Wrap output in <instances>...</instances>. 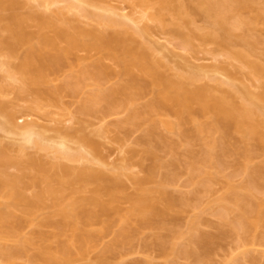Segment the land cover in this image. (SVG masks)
<instances>
[{
    "label": "rangeland",
    "instance_id": "obj_1",
    "mask_svg": "<svg viewBox=\"0 0 264 264\" xmlns=\"http://www.w3.org/2000/svg\"><path fill=\"white\" fill-rule=\"evenodd\" d=\"M144 1L145 2L143 3L140 0H95L94 3L107 8L117 7L116 10L119 7V9H121H118L119 11L117 10L119 13H126L131 16L133 15V18H136L137 16L136 20L138 21V25L145 28L146 30L149 29V31L147 30L148 34H145L147 37L144 35L146 38L141 35V37H144L145 39L139 37V33V36L137 33H134L133 29H124L122 26H119L122 28L120 29L118 26L114 27V25H101L95 20L92 21V18L91 20L89 17L88 19L86 16H82V14L78 13L77 11H68L64 9L62 10L63 12H58L60 9L59 7H63L65 4L63 2H61L59 5L51 7L50 9H46L45 7L41 6L37 0H23V2L21 1L20 3L4 7L0 10V16H2L0 21V60L2 59L3 61H9L12 66L13 73L12 77H8V73L0 69V84L8 86L5 88V90L3 89L4 91H0V103L3 102L5 105H3V107H6L8 111H10L9 109L11 108L18 110L16 113L17 117H19L18 120L20 121L24 119V121H20L19 123L23 124V122L25 123V121L33 119L38 123H41V125L43 124L49 130L48 132L52 136H57L58 131L59 133L61 132V134L67 133V135H71L70 137L72 138V147L74 146L76 148L78 147L79 143H81L79 141V143H77V140H80V136L84 134L90 140L88 143H85V147H87L88 150H90L92 146L96 147L95 153H88V156L84 157L82 160L72 161L63 157L58 159L55 158V155L50 151L37 150L31 146H26V148L20 151V148H18L16 146L17 144L14 143L15 139L12 135H7L3 132H0V150L5 146L7 147L6 152H8L10 156L12 155L11 157H13V159L17 157L21 158L22 160V162L20 161V163H18L19 165H5L6 167L4 170L10 173V175H19L22 179V194H24L26 197L28 196L32 198L38 193L39 190H42L41 188L44 187L45 183L34 181V176L40 174L39 170H36L39 165H36L37 167L35 168L33 166L31 167V164L26 162L27 159L30 156H33L34 158L37 157V161L39 159L43 164V167L46 169L50 168L51 173H54V168L51 170V163H55L54 161L59 160L63 164L67 165V172L70 171L69 173H60V171H58L59 173H57L59 175L56 176L57 179L61 178V180L64 179L67 182L63 183L64 185L60 187V189L63 190V198L66 199V202H72L74 199H76L75 203L80 202L82 205H85L91 200L90 198V200L88 199V197L91 196V198H102L98 200L112 204L116 207V209L111 210L107 215L102 216L99 220L92 222H80V226H83L87 229L89 228V230L97 233L96 235H98V239L96 240V246L91 248L86 254H79L76 245L73 244L71 247L75 253V257L72 261V264H229L228 262H231L230 260H232L234 257H239V262H234V264H264V227L259 226L257 228L251 229L249 232L244 233L245 238H243L236 232L231 231L234 225L231 226L228 225V223L226 225L224 218L220 217L221 213L228 208L229 210L227 211V218L233 221L237 220L240 210H237L236 206L228 198L226 199V197H230L233 192L239 193L242 196H248L250 192V202L252 201L256 205H261L263 203L261 208H263L264 211V170L262 169V172L258 174V172L254 173V171L253 173H247L248 171L246 170V172L244 169L246 162L248 163L247 165L254 170L256 169L254 167L264 164V150L259 146L260 144H257V138H250V136L243 135L242 132L237 130L233 123L226 125L227 128H224L225 124L220 122L221 127L223 125L224 126L222 128H218V122H214L217 125L212 122L214 126H217V128L214 127L215 129H212L213 132H210L208 137H204L202 139L195 138L192 140L162 125L159 123L160 119H168L176 122L179 120V118H182L179 117V113L177 116L175 113L176 110L173 111V108L169 109L170 106L168 108L161 106L158 111L149 110L147 107L148 104H151L152 102L160 103L161 101V98H158V91H156L159 90L160 87L153 81V79H151L150 76L147 75V73H143L138 69H135L134 72L142 80L140 82L139 79L140 83L135 88L132 98L128 99L124 96H121L120 99L123 100V103L120 102L115 104L109 103L107 100L103 99L97 102L89 101L90 105L94 103V105H92L91 112H83L81 106H83L88 100L87 98L91 93L93 94L97 91V89L95 90V86H98V88H100L102 91V88L108 89L112 86L127 83L129 80L131 81V75L129 77L128 74L123 72V70V73L120 74L122 68L120 64L121 59H117L118 57L115 58V56L118 54V56L121 58L123 56H121L122 53L119 51V49L115 50L117 53L116 55L115 52L113 53L114 57L111 53L99 49H75L74 53H70L65 59L64 63L59 67L44 65L42 71L44 78L42 81H40V83H29L26 88H23L22 78L24 79V75H22L20 72L21 69L19 67H21L22 58L27 51V44H24V42L18 44L16 43L14 53L10 54L8 53V47L3 42V38H6L4 41L9 40L11 35L9 32L10 30H8L6 27L9 23L8 17L11 13H19V15L23 14V17H27V14L30 11L38 10V12L40 11V13H45L46 15L51 14L57 23L60 24L61 22V25L63 26L65 24V27H68L67 29L72 32L74 31L73 26L75 25H80V27L83 26V28L86 27L85 29L88 28V30H92L93 28L94 31L101 29L99 31H104L107 33V35H114L116 30L117 32L118 30H121L118 33H122V31L126 33H132L133 31L132 34L128 33L127 35L126 33H122L126 39V42H124L126 44H129L130 42L128 46L130 47L131 45L135 50L138 48L137 51L140 53L144 48H146L147 50L144 49V51H147L145 52L146 56L144 59L145 61L150 62L154 68L157 67L154 70L155 72L157 70L158 75L160 74L163 76L164 74V77L169 76L167 78L171 77L170 79H172V76H177L176 73L179 75L180 73H186L187 76V73L189 72V69L191 71V68H193L192 72L197 73L195 72L194 67H191L192 65L197 66L195 67L196 69H201V65L204 67V64L207 66L211 65L212 67L208 66V69L205 67L203 69L210 70L211 72H207L212 73L210 74L211 77L213 76L212 78L208 77V73V76H206L207 74L205 72H203L201 75L200 73L202 72L200 71V73L198 72L199 75L197 73L200 78L195 76V78H192V80L189 79V81H191L189 86L194 84V87H200V85H203V87L205 86V88L208 89L210 87L213 89L215 95L218 94L221 95V97L222 95H225V98H228L229 96L228 99L231 97V101H233V98L237 101V104H239V101L240 104H242L245 101L243 99V94L239 90L232 91L233 88L236 89V86H232V88L230 86V89L228 85H226V81H223L225 79L228 81V74H232L231 77H233L234 81L240 87L244 85L243 87H247L248 90L252 91V93H259L264 98V88L260 83L262 79L259 81L258 79L260 77L258 76L259 78L257 79V76L252 74L249 66L245 64L246 61L241 62L240 60L236 59L233 54H227V50H221L220 47H218L215 43L206 41L204 40V37L198 35L199 33H202L204 31V27L209 24L206 23V19L204 20L202 16L201 18L200 16L194 15V17L196 16L195 19H192L193 16H191V20H194L193 23H189L187 26L185 24V26H179V30H182L181 32H184V34H195L194 36L190 35L192 37V40H190L192 41L191 45L193 46H191V48L183 46L185 48L184 49L182 47L181 38L184 36L186 37V35L181 33L182 35L180 38V36L176 37L172 34V31L175 29H173V21L175 19H173L174 17L171 12L167 10L163 11L164 23L162 22L163 24H160L157 19L154 20L149 19L146 16L144 17L146 10L150 13H156V11H158L157 9H159V2H157V0ZM254 1L257 3V5L261 4V6L264 3V0ZM89 9L93 12H102L100 11L101 9L99 10L96 7L93 8V6L89 7ZM142 12H144L143 15ZM192 14H194V12ZM26 20L24 22L25 26L23 27H26V33L29 32L32 36H29V38L33 39L31 40V43L32 41L34 43H38V33L41 29L37 20L32 18H26ZM176 25L178 26V24ZM262 25L263 23L259 24L260 28H258L259 31L261 30V32H264V26L261 28ZM133 27L135 26L133 25ZM47 30L48 35L51 34L49 36H52L53 34L55 35V32L52 28H48ZM206 30L207 28L205 31ZM259 31L256 32L260 33ZM196 35H198V37ZM239 36L241 37V34ZM239 36L234 35L233 37H238L237 39H240ZM256 37H258L257 34ZM233 40H231V42ZM155 41L158 42V45ZM240 41L242 42V38ZM151 42L152 46L150 44ZM40 43L41 42H39V45H41ZM162 43L163 45H161ZM59 44L62 46L66 45L65 41L63 42L61 40ZM229 45H231V43ZM236 45L237 46H235V48H238V50L239 48H242V45ZM139 46H141L140 49ZM161 46H163V48L166 46L167 50L166 48L163 50ZM49 48L50 47H48V49ZM156 49H158V51ZM160 49L163 52H160ZM230 49L232 50V48ZM253 49L250 50L249 54L251 56L248 55V61H259L258 64L264 66V41L257 46L255 45V51H253ZM235 51L237 50L235 49ZM167 53L170 54L169 57L167 56ZM155 61H157L158 65H156ZM35 62H37V60ZM98 62H101L102 65L104 64L107 66L105 67L106 71L109 70V72H106L107 74H104L99 80L95 79L91 75V72H94V69H97L95 65H97ZM213 66H222L223 69L226 70L227 68L228 72L230 71L231 73H225V76L223 75L224 72L221 71L222 74H219L217 71V75V73L214 71L220 68L214 67L216 68L215 70ZM223 66L226 67L224 68ZM212 68L214 70L213 72ZM86 69L89 71H86ZM89 72L90 74H88ZM27 77H31V75ZM215 77L216 79L217 77L224 78L222 81L225 84L217 83L220 80L218 78L217 80L219 81H215ZM176 78H179V76ZM176 78H173V80ZM192 87L190 89H192ZM229 91L230 93H228ZM237 91H239L242 96ZM158 99H160V101H157ZM260 99H257V101ZM197 102L198 101L192 103L191 108L193 113L190 115L189 112H184V115L193 116V119H197L199 121H215L216 117L213 116L215 114L212 115V112L200 113V111H197L200 105V103ZM259 103L264 104L262 101ZM165 105H167V103H165ZM6 109H3V111H6ZM13 109L11 111L16 112V110ZM23 113L28 114V116H25ZM135 113L136 116H133ZM262 119H264V115ZM155 121L158 122L155 132L157 135H153V143L149 141L151 143H149V145L151 146H148V143L145 144V136H147L149 127H151ZM181 125L182 128L184 127V129L190 130L194 124L193 122L187 121L186 119L184 122L182 121ZM261 130L262 126L259 127V133L262 137H264V128L262 131ZM213 137L218 139H216L219 141L218 144L223 141L227 144V147L232 146L230 148H234V151L231 150L230 152L221 155L220 158L215 159V162L213 163L214 165H210V162H208L209 164H203L200 162V158L204 155L205 151H208L206 149L209 146L206 145L205 139L209 140L208 138H212L214 141ZM247 146L249 148H247ZM150 147H152L151 150L153 149L152 151H154L155 154L152 155L146 152L148 151L146 148ZM242 147H246L250 150L249 157L242 153L244 149ZM83 154H86V152H83ZM158 161L160 162V165L163 164L164 166L162 165V167H159L157 169L158 171L151 175L148 171V167L154 162L158 163ZM191 162H195L194 164H196V166L199 168H194L195 171L193 175L195 178L189 180L191 175L190 173L192 171V169H189V164L191 165ZM202 162L204 161L202 160ZM84 168H86L87 172ZM87 168L90 170L93 176H91ZM78 169L83 172L85 171L84 175L86 177H77V173L75 171ZM98 171H102V177L97 175ZM205 171H210L208 173L210 174V177L212 175L211 172L215 173V176H213V178L211 177L212 179L209 178L205 180L204 184H202V182H198V180H202L200 178L204 174H207ZM202 173L203 175L201 176ZM58 176L61 177L58 178ZM116 177H118V179ZM204 178H206V176ZM53 180L51 183L54 186H59L55 177ZM117 180L119 184L116 182ZM195 184L196 186L199 184V187H196ZM230 185L235 186V188L233 187L234 190H229ZM159 188H162V190L165 192L167 191L170 193V195L173 194V197L174 195L177 197L188 194V199H186V201L184 200L183 203L177 202L180 203L179 205L168 207V201H162L161 198L163 197H159L161 199V202H159L161 206L159 205V207L161 209L162 207H165L166 211L163 210L164 213L161 214L162 216L154 217L155 228L144 227L140 222V216L137 214V212H134V214H128V210H130V207L132 204H134V202L132 203V199L134 201V198L136 197V200L137 197H139L138 194L143 191L148 192L149 190L151 191L154 189V191H151L150 195L151 197L155 196V199L157 197L158 200V196L160 194L155 190ZM98 189H100V191H98L100 195L98 192H96ZM92 190H96L94 191L96 192L94 195L92 194ZM229 191L233 192L231 193ZM96 194H98L99 197ZM147 194L148 193H145V195ZM185 198L183 197V199ZM43 199L44 201L41 204L42 206H39L37 209H35L32 219H27L23 210L25 209L23 208L24 204L17 205V203H14L15 201L13 198L2 195L0 196V206L3 205L7 207V210L11 209L13 212L15 211L16 215L14 214V221L21 222L19 225L20 228L18 230L19 236H29L33 239V244L28 246V254L36 252L40 247L47 248L50 253L56 254L60 244L70 241L72 238V225L69 224L71 220L65 218L55 211L52 197L45 195ZM177 201H179V199ZM79 204L76 205L81 206V204ZM243 204L247 205V202H244ZM97 205L95 203H90V206H87L96 208L99 206ZM247 207L249 206L247 205ZM231 209H234V211ZM197 215H200L199 217L202 218L200 221H197L198 223L195 226L196 228L191 230V221L192 219L194 220ZM121 218L126 219L121 222ZM109 219L113 221V224L109 230L105 231L103 230L104 221ZM121 223L126 225L129 230H131V241L127 245L118 244L114 250L105 249L106 245L113 242L115 231L118 229ZM227 228L230 230V232L227 230ZM223 231L227 232L224 233ZM195 232H197V234ZM200 232L212 235V240L208 251L203 250L198 244L192 242V239L197 238ZM160 233L163 234V236L164 234L166 235V242L163 241L164 238L158 237V234L161 236ZM182 233H184L185 236ZM188 235L190 237H188ZM1 240L3 241V239ZM5 241L8 243V245L17 243L14 238L10 237L5 238ZM161 243H164L163 246L168 243L166 245L167 247L164 248ZM173 246L176 250L171 249ZM182 247L186 249L181 250L180 252L179 249ZM187 250H192L193 252L195 250V254L197 252L200 253L201 256L200 254H198L199 256L196 254L197 257H195V255L187 253ZM246 250L249 252L245 255L243 252ZM28 254L19 257L18 261L22 264H31ZM198 257H200V259H198ZM38 262L42 263L41 260Z\"/></svg>",
    "mask_w": 264,
    "mask_h": 264
},
{
    "label": "bare ground",
    "instance_id": "obj_2",
    "mask_svg": "<svg viewBox=\"0 0 264 264\" xmlns=\"http://www.w3.org/2000/svg\"><path fill=\"white\" fill-rule=\"evenodd\" d=\"M21 1L23 2V0H0V10L4 7L10 6V5H13L16 3H20ZM37 1L40 3L41 6L45 7L46 9H50L51 7L59 5L61 2H63L65 4L63 7H59L60 9L58 12H61L64 9H66L68 11H77L78 13L82 14V16L84 15L87 18L88 17L90 19L92 18L93 19V20L91 19L92 21L95 20L97 23H99L101 25H105V26L114 25V27L122 26V28H124V29H126V28L127 29L129 28L131 30L133 29L134 33H137V35L139 33V35H140V36L138 35L139 37H141V35L144 36L145 34H148L147 32L149 31V29H147L148 30L147 31L145 28L138 25V21L136 20L137 16H136V18H133V15L131 16V15L126 14V13H119L118 11L121 10V9H119V7H118L119 10L117 9L118 11L116 10L117 7L116 8H107L105 6L102 7V5L100 6L96 3H94L95 0L94 1L93 0H37ZM140 1L143 3L145 2L144 0H140ZM253 1L254 0H252V1L251 0L250 1L249 0H190V1H187V0H157V2H159V9H157L158 11H156V13H150V12H147V10L146 11L144 10L146 13L144 14V12H142V15L144 14V17L146 16L149 19H154V20L157 19V21L160 24H163L164 23L163 11L167 10V11L171 12V14L174 17L173 19H175L173 21V26H174L173 29L174 28L175 29L173 30L171 28L173 30V31L171 30L172 34L176 37L180 36V38H181V35L184 34V32H181L182 30L181 31L179 30V26L182 27V25H184V24L187 26V25H189V23L190 24L193 23L194 20H191V18H192L191 16H193L192 19H195L196 16L194 17V15H197L200 17L202 16L204 18V20L206 19L205 20L206 23H209V24H207V26L204 27V31L202 33H199L198 35L199 36L201 35L202 37H204L205 38L204 40H206V41H210L212 43H215L218 47H220L221 50H223V49L225 51L227 50V54H229V55L233 54L236 57V59L240 60L241 62L246 61L245 64H247V66H249L250 70L252 71V74H254V76L256 75L257 79L260 77L258 79L259 81H261L260 79H262L263 82L261 81L260 83H261V86L264 88V66L261 64H258L259 61H255V60L254 61L250 60L253 62L248 61V57L251 56L249 54L250 50L254 48L253 51H255V45L257 46L258 44H261L264 41V37H262V36H264L263 35L264 32H261V30L259 31V28H260L259 24L263 23L261 28L264 26V3L261 6V4L257 5V3L254 1L256 3L255 4ZM143 3H141V4H143ZM255 5H257V6H255ZM91 6H93V8L96 7L99 10L101 9L100 11H102V12L91 11L89 9V7H91ZM54 12H57V11H54ZM193 12H194V14H192ZM198 13H200V14H198ZM22 15H19V13H13V14L11 13L9 15V17H8L9 23L8 24L6 23L7 24L6 27L8 30H10L9 32L11 33V35H10L11 38L9 37V40H5V41H4V39H6V38H3V42L8 47V51H9L8 53H10V54L14 53L16 43L18 44V43L24 42V44H27L26 45L27 51L25 53L26 56L24 54V56L22 58V62H21L22 65H21V67H19L21 69V70L19 69L20 72L22 73V75H24V79L22 78V87L23 88H26V86H28L29 83H31V84L40 83V81H42L44 78V76L42 74L44 65H50L52 67L53 66L59 67L60 65H62L64 63L65 59L68 57V55L70 53H74L75 49H79V48L80 49H82V48L93 49L94 48L97 50L99 49V50H103V51H107V52L111 53L113 57H114L113 53L115 52V50L119 49V51L122 53L121 56L122 55L123 56L121 58L118 56L119 54L116 55L117 53L115 52V55H116L115 58L118 57L117 59H121L120 64H121L122 68H121L120 74H122L124 72L125 74H128L129 77L131 75L132 76V78L130 77L131 81L129 80V82H127V83L112 86V87H109L108 89L104 88L105 90L102 88V91L100 88H98V86L97 87L95 86V90L97 89V91L93 94L91 93L92 95L90 94L91 96L89 95V97L87 98L88 100L86 99L87 101L85 100L86 102L84 103L83 106H81L83 112H86V111L91 112L92 105H94V103L92 105H90L89 101L97 102V101H101L103 99V100H107V102H109V103L115 104V103H120V102L123 103V100L120 99L121 96H124L128 99L132 98L134 95L135 88L138 86V84L142 80L134 72L135 69H138V70H141L143 73L144 72L147 73V75L150 76L151 79H153V81L156 84H158L160 87L159 90H156V91H158L157 92L158 98H161V101H160V99H158L157 101H160V103L156 101L158 104L155 102L148 104L147 107L149 108V110L158 111L161 108V106H164L167 108L170 106L171 108L169 107V109L173 108V111L176 110L175 113L177 114V116L180 114L179 117L182 118V119L179 118V120L176 122L168 120V119H160L159 123H161L162 125L168 127L171 130H174V131L178 132L179 134H181L182 136H185V137L192 140L195 138H198V139L201 138L202 139L204 137H208L210 132H213L212 129H215L214 127H216V128H217V126H218V128L221 127V123L225 124V126L223 125L224 128L226 127V125H230L231 123H233L234 126H236L237 130L242 132L243 135L250 136V138H252V137L257 138L258 139L257 144L258 145L260 144L259 146L264 150V137H262L259 133V127L262 126V130L264 128V119H262L263 115H264V104L259 103V102L262 101L264 103V101H263L264 98L259 93H257V94H255L256 92L252 93V91L248 90L247 87H243L244 85L242 86L243 88L240 87L234 81L233 77H231L232 74L231 75L228 74V81H227V79H225L223 81H226V85H228L229 88H230V86H231V88H232V86L233 87L236 86L235 87L236 89L233 88L232 91L233 90H235V91L239 90L243 94V99L245 101L242 104H240V101L238 102L239 104H237V101L233 98H232L233 101H231V97H230V99H228L229 96H228V98H225V95H222V97H221V95H218V94L215 95V93L213 92V89L210 88L209 86H208L209 89L205 88V86L203 87V85H200V87L198 86L199 87L198 88V87H194V84H192L190 86L191 87L193 86V87H192V89H190L191 87L189 86V84L191 81H189V79L192 80V78H195V76L197 77L199 75L200 71L202 72V73H200L201 75L203 74V72H205L206 74L207 73L209 74V76H208V74L206 76L211 77L210 74H212V73L207 72L210 70L203 69L204 67L207 68L209 65L207 66L204 64V67H203V65H201L202 66L201 69L198 68L199 71H198V69L195 68L197 66L192 65L191 67H194L195 72H197V73L199 72L198 75H197V73L192 72L193 68L190 67L191 71L189 69L187 76H186V73H184V74L180 73V75L176 73L177 76H175V77L172 76V79H170L171 77L167 78L169 76L164 77V74H163V76L160 74L158 75L157 70H156V72L154 70L157 67L154 68L153 65L150 64V62L145 61L144 57L146 56L145 52H147V51H144V49H146V48H144L143 51H141V53H140L139 51H137L138 48H137V50H135L131 45H130V47L128 46L130 44V42H129V44L125 43L126 39H125L124 35H122V33H126L124 31H122V33H118L121 30H118V32L116 30L115 32L117 34L114 33V35L113 34L107 35L106 32L103 31L104 32L103 33L101 31H99L101 29H99L98 31H94L93 28H92V30H90V29L88 30V28L85 29L86 27L83 28V26L80 27V25L79 26L75 25V26H73L74 31L72 32V31H69V29H67L68 27H65V24L63 26V25H61V22H60V24L57 23L51 14L46 15L45 13H40V11L38 12V10H36V11L34 10V11H30L27 14V17H23ZM26 18L27 19L32 18V19L37 20V22H38V25L41 29L38 33V37H39L38 43H34L33 41L31 43V40H33V39L29 38V36L30 37H32V36L30 35L29 32L26 33L25 30H27V29H26V27H23V26H25L24 22H25ZM1 19H2V16H0V21H1ZM140 20H141V18H140ZM26 22H27V20H26ZM140 22H142V21H140ZM132 24L135 27H133ZM176 24H178V26ZM144 25H146V24H144ZM176 26H177V28H176ZM48 28L53 29V31L55 32V35L53 34L54 36L53 35L49 36L51 34L48 35V32H47ZM119 28L122 29L121 27H119ZM206 28H207V30L205 31ZM202 30H203V27H202ZM207 31H209V32H207ZM237 31L241 32V33H238ZM256 31H259L260 33L256 32ZM46 32H47V34H46ZM128 33H130V32H128ZM128 33H126V35ZM132 33H133V31H132ZM132 33H130V34H132ZM240 34H241V37L239 36ZM256 34L258 35V37H256ZM184 35H186V37L184 36L183 38H181L182 47L184 46V47H190L191 48V46H193V45H191L192 41H190V40H192L191 36H194L195 34H187L186 33ZM198 35H196V36L198 37ZM234 35L239 36L240 39H237L238 37L237 38L233 37ZM86 37L88 38V40ZM144 37H141V38L143 39ZM202 37H200V38H202ZM241 38H242V42L240 41ZM254 39H256V40H254ZM60 40L63 42L65 41L66 45H64V46L60 45L59 44ZM131 40H129V41H131ZM149 40H147V41H149ZM231 40H233L234 42L233 41L231 42ZM147 41H146V43H147ZM39 42H41L40 43L41 45H39ZM131 42H133V41H131ZM238 42H240V43H238ZM157 43L158 42H156V44ZM230 43H231V45H229ZM234 43L242 45V48H239V50H238V48H235V46H237V45ZM150 44L152 46V42ZM243 44H244V47H243ZM161 45H163V43ZM141 46H143V45H141ZM141 46H139V49ZM48 47H50V48L48 49ZM137 47H138V45H137ZM161 47L163 50H164V48H166V46H164V48H163V46H161ZM226 47H227V49H226ZM229 47L232 48V50ZM153 49H155V48H153ZM235 49L237 51H235ZM156 50L158 51V49H156ZM166 50H167V48H166ZM228 50H229V53H228ZM160 52H163V51H161V49H160ZM174 54H172V55H174ZM169 55L170 54L167 53L168 57H169ZM233 55H232V57L234 58ZM175 56H176V54H175ZM35 59L37 60V62H35L36 61ZM38 61H39V63H38ZM117 61H119V60H117ZM155 63H156V65H158L157 61H155ZM95 66L97 69H94L95 70L94 72L93 71L92 72L90 71V72L92 73L91 74L92 77H94L97 80H99L104 74H107L109 72V70L106 71L105 67H107V66L104 64L102 65L101 62H98V64ZM209 67H212V66L210 65ZM214 67H217L220 69L216 70V68H214ZM213 68L216 71H214ZM213 68H212V72L214 71L215 73H217V75H218V72L220 74L221 71L224 72L223 75H225V76L227 73H231L230 71L228 72L227 68H226V70L223 69L222 66L221 67L220 66H213ZM0 69L4 72L6 71L8 73L7 74L8 77L13 76L12 66L9 63V61H6V60L3 61L1 59L0 60ZM87 70L88 69H86V71ZM122 70H123V72H122ZM84 71H85V69H84ZM90 72L88 74H90ZM215 73H213V74L216 75ZM191 74H193V75H191ZM29 75H31V77H27ZM85 75H87V74H85ZM178 76H179V78H176ZM201 77H203V76H201ZM173 78H176V79L173 80ZM198 78H200V76H198ZM218 78L219 77H217V79ZM139 79H140V82H139ZM185 79H187V80H185ZM217 79L215 77L214 80L215 81H219V80L221 81V82L219 81L217 83H219V84L223 83L222 79H224V78H219V80H217ZM78 83H80V82H78ZM194 83H195V81H194ZM223 84H225V83H223ZM6 87H8V86H4V85L0 84V91H2L3 89L5 90ZM239 91H237V92L240 94ZM228 93H230V91ZM242 94H240V95L242 96ZM257 99H260L261 101L260 100L257 101ZM195 101H198L200 103L199 109H197V111H200V113L201 112H205V113L206 112H212V115L213 114L216 115V116L213 115L214 117H216L215 121H209L208 122V121H201V120L199 121L197 119H193L194 117L190 116V115L193 113V110L191 107H192V103ZM165 103H167V105H165ZM3 105H4L3 102L0 103V132H3L7 135H12L13 138L15 139L14 143L17 144L16 146L18 148H20L19 149L20 151H22L24 148H26V146H31V147L36 148L37 150L50 151L55 155V158L61 159L63 157L67 160H72V161L82 160L84 157L88 156V153L92 154V153L96 152L95 146H92L90 148V150H88V148L85 147V143L86 142L88 143V141H90V140L84 134H82L84 136H82V135H81L82 137L80 136V140H77V143L81 142V143H79L78 147L77 148L74 146L72 147V145H71V139L72 138L70 137L71 135H69V134L67 135V133L61 134V132L59 133V131H58L57 136H52L49 134V132H48L49 130L43 124L41 125V123H38L36 120H33V119L27 120V121H25V123L23 122V124L19 123L20 121H24V119L20 120V121L18 120L19 117H17V114H16L18 112V110L11 108V109H9L10 111H8L6 109V107H3ZM3 109H6V111H3ZM12 109L16 110V112L11 111ZM184 112H186V113L189 112L190 115L185 116ZM23 114H25V113H23ZM182 114H183V116H182ZM25 116H28V114H25ZM133 116H136V113L133 114ZM258 117H260V118H258ZM183 119L184 120L187 119V121L193 122L194 125H193L192 129L189 130V129H184V127L183 128L181 127L182 121L184 122ZM216 121L218 122V124L220 126L216 124L217 123ZM212 122L213 123L216 122L214 124L217 126H214V124ZM157 124H158V122L155 121L153 123V125L151 127H149V129L147 131V136H145V142H146L145 144L148 143V146H151V145H149V143L153 141L152 140V139H154L153 135H155V136L157 135L155 133ZM161 138H163V137H161ZM208 139L210 141L205 139L206 145H209L206 149L208 151H205V153L203 155L204 157L203 156H202L203 158L201 157L202 159L200 158V160H201L200 162L203 164L204 163L209 164L208 162H210V165H214L213 163L215 162V159L220 158L221 155H224L227 152H230L231 150L234 151V148L233 149L230 148L232 146H230V147L228 146L230 148L229 149L227 147V144L223 141L220 142L219 144H221V145H219L218 144L219 141H217L218 139L216 137H213L214 141L212 140V138H208ZM142 141H144V140H142ZM223 143H224V145H223ZM156 145H157V143H156ZM154 146H155V144H154ZM154 146H152V147H154ZM152 147L146 148V150H148L146 152L153 155L155 153H154V151H152L153 149L151 150ZM6 148L7 147L4 146L0 150V168H1L0 169V196L2 195L5 197L13 198L15 201L14 203H17V205L24 204L23 208H25V209H23V208L22 209L24 210V214H25L27 219H32V217L34 216L35 209H37L39 206L40 207L42 206L41 204L44 201L43 198L45 197V195L52 197L53 198V205L55 207V211H57L59 214H61L65 218H68L71 220V222L69 224L72 225L73 234H72V238L70 241H66V242H63L62 244H60L59 249H58L56 254L50 253V251L44 247H40L36 252H32V253L28 254L27 253L28 252V250H27L28 246L30 244H33L32 237L19 236L18 230L20 228L19 225L21 222L14 221V219H15L14 216L16 215L15 211L13 212V210H11V209L7 210L6 209L7 207L2 205V206H0V264H22L18 261V258L23 256V255H27V254H28V258H29V261L31 264H72V261L75 257V253L71 247L73 244L76 245L79 254H86L90 251L91 248H94L96 246V244H97L96 240L98 239L97 238L98 235H96L97 233H95L92 230H89V228L87 229V228H84L83 226H80V222L81 221L92 222L95 220H99L102 216L107 215L111 210L116 209V207L112 204L105 203L104 201H99L102 198H100V199L96 198V197L91 198V196L88 197V199L89 198L91 199V200L89 199L90 201H88L89 204L87 203L85 205L84 204L82 205V203H80V202L75 203L76 199H74L72 201L73 203L72 202H66V199L63 198V195H64L63 190H61L60 187L64 185L63 183H67V182L64 179L61 180V178H60L61 176H58V178H60V179H57L56 176L59 175L58 171H60V173L61 172H63V173L67 172V170H68L67 165L63 164L59 160H57L58 162L54 161L55 163H51L52 167L50 166L51 170H53L52 168H54V170H53L54 173L53 172L51 173L50 168L46 169L45 167H43V164L41 163V161L39 159L37 161V159H36L37 157L34 158L33 156H30L32 158L29 157L26 161V162H29L31 164L30 166L31 167L33 166L34 168L37 167L36 165H39V167H37L36 170L37 171L39 170L40 174L34 176L33 179L35 182H38V181H40L42 183L44 182L45 185L43 188H41L42 190H39L38 193L34 197H32V198H30L28 196L26 197L21 192V190H22V188H21V180H22L21 177L19 175L18 176H14L13 174L10 175V173H8L7 171L4 170L6 166H10L11 164L12 165H19L18 163H20V161L22 162V160H21V158H17L14 155L13 156L15 157V159H13V157H11L12 155L10 156V154L8 152H6ZM83 148L85 151L83 150ZM235 148H237V147H235ZM242 148H244L242 153L245 154V156L249 157V151L250 150L247 149L249 147L247 146V148L246 147H242ZM83 152H86L87 155L83 154ZM237 153H240V152H237ZM84 155H86V156H84ZM213 156H214V158H213ZM212 158H213V160H212ZM86 159H88V158H86ZM202 160L204 162H202ZM171 162H173V161H171ZM194 163L195 162H191V165L192 164L194 165V166L192 165L193 167L189 164V166H190L189 169L190 170L192 169V171H193V172L191 171V173H190L191 175H190L189 180H192L195 178V176L193 175L194 171H195L194 168H196V169L199 168ZM161 164H162V162H161ZM171 164H173V163H171ZM247 164L248 163L246 162V165L244 168L245 171L246 170L248 171V172L246 171L247 173H250V172L253 173V171H254V173L258 172V174H259L260 172H262L261 171L262 169L264 170V164H260L256 167H254V168H256L255 170L250 168ZM162 165H160L159 161H158V163L154 162L152 165H150L148 167L149 173L151 175L154 174L156 171H158L157 169L159 167H162ZM165 166H166V164H165ZM84 169L86 171V168H84ZM84 169H82V170H84ZM251 169H252V171H251ZM79 170L80 169L77 170L78 172L75 171L77 173L76 176L79 178L81 176H82L81 178L86 177L84 175L85 171L83 172V171H81V170L79 171ZM87 170H89V169L87 168ZM55 172L56 173L58 172V173L56 174ZM69 172H67V173H69ZM89 172H90V170H89ZM209 172L210 171H205V173H207V174ZM90 174H91V176H93L91 172H90ZM207 174H204L206 176V178H204L205 176L202 173L201 176L203 175L204 177L203 176L202 177L204 179L200 176L201 177L200 179H202V180H200V181L198 180V182H202V184H204L205 180H207L209 178L212 179L213 176H215L214 175L215 173H213V172H211L212 178L210 177V174H208L209 177ZM97 175L102 177L103 176L102 171H98ZM54 177L58 181L57 183L59 184V186H54L51 183V181L54 179ZM72 178H74V177H72ZM116 178L118 179V177H116ZM85 180H86V178H85ZM116 182L119 184L118 180ZM196 184H195V186H196ZM205 184H206V182H205ZM196 187H199V184ZM233 187L235 188V186L230 185L229 190H234ZM100 189H98L97 191L96 190H94V191L98 192V191H100ZM94 191L92 193L93 195L96 193ZM151 191H154V189ZM151 191L150 190L148 192L143 191L144 193L141 192L143 194H141V193H140L141 195L138 194L139 197H137L136 200H135V198H136L135 197L134 201L132 199V203L134 202V204H132V206L130 207L131 209L128 210V214H132V213L134 214V212H137V214L140 216V220H141L140 222L144 227H154L155 228L154 217L162 216L161 214H163L164 211H166L165 207L164 208L162 207V209L159 207V205H160L159 202H161V199H162V201L163 200L168 201V203H167L168 207H174L176 205H179L180 203H183L184 200L186 201V199H188V194H185V196L183 195V196H177V197H175L176 195H174V197L177 198V199H175L173 197V194L170 195V193H168L167 191L165 192L162 190V188H159V189L155 190V191H157V193L162 195V196H160V195L158 196V200H160V201H158L157 197H156V199H155V196L151 197V195H150ZM229 192H231V191H229ZM145 193H148V194L145 195ZM98 194H99V192H98ZM98 194H96V195L98 196ZM232 194L231 195L229 194L230 197H228L226 195L227 196L226 199L228 198L236 206V209L240 210V213L237 217V220L233 221V220H230L227 218V211L229 210L228 208L225 209L226 212L224 210L225 213L222 212L220 215V217H223L224 220L226 221V225H227V223H228V225H231V226L234 225L232 227L231 231L236 232L237 234H239V236H242L243 238H245L244 233H247L251 229L257 228L259 226L264 227V217H263L264 211H263V208H261L263 203L262 204L260 203L261 205H256L252 201H251L252 202L251 203L250 202V200H251L250 199V195H251L250 192H249L248 196L247 195L242 196L236 192H233ZM170 196H172V197H170ZM159 197H163V198L160 199ZM180 197H181V199H180ZM183 197L184 198L187 197V198L183 199ZM178 199H179V201H177ZM181 200H182V202H181ZM177 202H180V203H177ZM244 202H247V205L249 207H247L246 204H243ZM79 203L81 204V206L76 205ZM90 203H95L96 205L98 204L99 206L97 205L98 207H96V208L95 207L94 208L88 207V206H90ZM93 206H94V204H93ZM231 210L234 211V209H231ZM199 216L200 215H197L196 218L194 217L195 218L194 220L192 219L191 225H190L191 230H194V228H196L195 227L196 224L198 223L197 221L201 220L202 217L200 218ZM125 219L121 218V222H123ZM112 224H113V221L110 219L107 221H104L103 230H105V231L109 230L112 227ZM224 225H225V222H224ZM231 226H229V227H231ZM227 230H229V229L227 228ZM240 230H241V232H240ZM196 231L199 232L198 230H196ZM61 232H62V230H61ZM197 232H195V233L197 234ZM223 232L225 233L227 231H223ZM229 232H230V230H229ZM161 233H162V231H161ZM161 233H160L161 236H159V234H158V237L164 238L163 241H165L166 235L164 234V236H163V234H161ZM182 234L184 235V233H182ZM131 235H132L131 230H129V228L126 225L121 223L119 225L118 229L115 231V237L113 239V242L106 245L105 249L114 250L118 244L127 245L131 241V237H132ZM8 237L14 238L17 243L8 245V243H6V241H5V238H8ZM188 237H190V236L188 235ZM195 237H197V236H195ZM1 239H3V241ZM211 240H212V235L200 232L199 236L197 238L192 239V242L198 244L203 250L208 251ZM164 243H161V245L163 246ZM167 244H165L163 247L166 248ZM170 247H172V246H170ZM171 249L176 250L174 248V246ZM184 249H186V248L182 247L179 249V251L181 252V250H184ZM192 250H187V253H189L191 255L192 254L195 255V257L199 256L198 254H200V253L196 252V254H197V256H196L195 250H194V252ZM248 252L249 251L246 250L243 253H245V255H246V253H248ZM200 256H201V254H200ZM198 259H200V257H198ZM39 260H41L42 263L38 262ZM238 260H239V257H234L232 260H230L231 262H228V263L234 264V262H239Z\"/></svg>",
    "mask_w": 264,
    "mask_h": 264
}]
</instances>
